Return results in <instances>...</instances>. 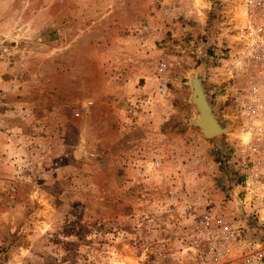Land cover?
Instances as JSON below:
<instances>
[{
	"label": "rangeland",
	"instance_id": "1",
	"mask_svg": "<svg viewBox=\"0 0 264 264\" xmlns=\"http://www.w3.org/2000/svg\"><path fill=\"white\" fill-rule=\"evenodd\" d=\"M241 1L0 0V264H150L160 242L193 264L174 224L238 214L240 125L210 71Z\"/></svg>",
	"mask_w": 264,
	"mask_h": 264
},
{
	"label": "built area",
	"instance_id": "2",
	"mask_svg": "<svg viewBox=\"0 0 264 264\" xmlns=\"http://www.w3.org/2000/svg\"><path fill=\"white\" fill-rule=\"evenodd\" d=\"M240 6L244 17H236L234 38L215 52L218 63L210 71L219 79L215 99L229 103L240 125L243 145L234 160L243 171L237 183L241 194L235 196L238 214L208 211L193 217L192 211L185 219H192L190 226L174 224L193 264H264V0H242ZM187 227L193 230L189 236ZM165 247L160 242L145 260L164 264Z\"/></svg>",
	"mask_w": 264,
	"mask_h": 264
},
{
	"label": "water",
	"instance_id": "3",
	"mask_svg": "<svg viewBox=\"0 0 264 264\" xmlns=\"http://www.w3.org/2000/svg\"><path fill=\"white\" fill-rule=\"evenodd\" d=\"M199 87H200V91L198 89V91L193 87V96H192V100L193 102L196 104L197 109L199 110V116L195 119V122L197 125H199L201 127V129L203 130L204 134L206 137H214L218 134L223 133L224 131H226V127L222 126V124L219 122V120L217 119L216 115L213 112L212 106L209 103L206 94L204 93V91L202 90L201 86H200V82H199ZM198 92V94H197ZM202 92L204 94V101L198 97V95L202 94L200 93ZM205 106V112H207L208 109V116L207 119L208 121H210V123L212 124V128L209 129L208 124H206L204 122V107Z\"/></svg>",
	"mask_w": 264,
	"mask_h": 264
},
{
	"label": "bare ground",
	"instance_id": "4",
	"mask_svg": "<svg viewBox=\"0 0 264 264\" xmlns=\"http://www.w3.org/2000/svg\"><path fill=\"white\" fill-rule=\"evenodd\" d=\"M238 9L240 10V14H238L239 15V17H244V11L242 10V7L241 6H239L238 7ZM241 10H242V12H241ZM241 13L243 14V16H240L241 15ZM192 85H193V87L198 91V89H199V91H200V87H199V78H198V76H194L193 78H192ZM200 93H202V92H200ZM197 94H198V92H197ZM198 97H200L203 101H204V94L202 93V94H200V95H198ZM204 108V122L206 123V124H208V127H209V129H211L213 126H212V124L213 123H210V121H208V119H207V116H208V109H207V112H205V106L203 107Z\"/></svg>",
	"mask_w": 264,
	"mask_h": 264
},
{
	"label": "trees",
	"instance_id": "5",
	"mask_svg": "<svg viewBox=\"0 0 264 264\" xmlns=\"http://www.w3.org/2000/svg\"><path fill=\"white\" fill-rule=\"evenodd\" d=\"M199 82H200V86H201V88H202V84H201V80L199 79Z\"/></svg>",
	"mask_w": 264,
	"mask_h": 264
}]
</instances>
